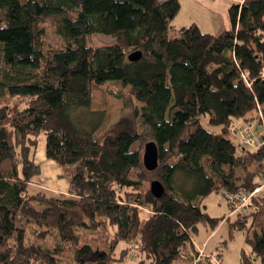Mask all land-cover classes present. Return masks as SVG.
<instances>
[{"label":"trees","instance_id":"16d2710c","mask_svg":"<svg viewBox=\"0 0 264 264\" xmlns=\"http://www.w3.org/2000/svg\"><path fill=\"white\" fill-rule=\"evenodd\" d=\"M179 11V0H0V264H67V253L74 264H119L131 249L117 255L120 241L134 240L138 264H214L194 236L220 220L200 200L264 182V145L230 139L236 120L264 118V0L234 3L218 35L176 28ZM48 28L64 49L46 42ZM94 34L114 43L93 46ZM108 82L130 87L139 108L96 137L92 85ZM42 134L66 195L28 191L42 174ZM144 141L158 146L152 172L135 145ZM151 175L160 198L145 187ZM250 205L230 225L246 232L240 264H264V191ZM108 230L104 249L85 237Z\"/></svg>","mask_w":264,"mask_h":264},{"label":"rangeland","instance_id":"374dc122","mask_svg":"<svg viewBox=\"0 0 264 264\" xmlns=\"http://www.w3.org/2000/svg\"><path fill=\"white\" fill-rule=\"evenodd\" d=\"M185 8V6H184ZM186 10V8H185ZM185 10L182 9L181 13L178 15L177 21H175L176 28H180V20L182 18L181 23H184V17H188L187 14H185ZM182 16V17H181ZM184 16V17H183ZM200 19V18H199ZM229 20V19H228ZM201 26L200 31L203 33H209L208 28H205L203 19L200 20ZM230 21V20H229ZM231 22V21H230ZM183 25V24H182ZM219 32L218 34H220ZM217 34V35H218ZM46 42L53 47H56L58 49H64L65 48V42L58 36H56L53 31L48 28V34L45 37ZM114 43V38L111 36H107L104 34H94L91 36V44L93 46H108ZM2 64V60L0 57V67ZM139 106L136 102V99L134 97V94L130 87H122L120 83L118 82H108L104 85H92V97H91V107L90 111L93 113H100L103 112V123L100 125L95 124L94 126H97V129L93 131L94 136L98 137L102 135L105 131L109 130L112 124L117 122L121 117H130L133 118L135 114V109H138ZM85 117V116H84ZM89 121V120H87ZM98 120L96 121V123ZM203 123L205 126L206 120H203ZM245 125V122L243 119H238L234 122L233 127L236 129H239ZM87 127V126H86ZM230 139L237 145L238 149L242 148V145L240 144V134L237 133L236 136H230ZM147 142L144 141L142 144L135 143L136 147L137 145L140 147L141 152L143 154L144 147ZM45 145H46V137L45 134H42L39 137V147L36 153V159H39V152L43 150L45 152ZM135 148V146H134ZM255 166L250 167V171L255 170ZM48 173V170L43 172V175L41 178L44 180V176ZM239 173H241L239 171ZM149 181L145 183L146 188H150V184L152 181L157 180L154 176H149ZM259 180L260 178L257 177ZM177 186L179 187V184H184V177L179 174L177 177ZM241 184V182H239ZM186 189H192V185L186 184ZM30 194H36L38 192L44 191L47 193L48 196L53 195L54 193H50V191L46 189H41L39 186L31 184L28 189ZM59 195L58 193H55ZM199 205L206 211L208 216L213 219H219L220 224L219 226L213 230L208 224H200L199 225V233L194 236V240L199 245L200 249L203 250L206 255H210V251H212V257L215 256V259L220 262V264H240L239 263V256L242 248H245L249 250V247H247L245 243L246 238V232L242 230L236 229L230 225L237 219V213L233 214L231 213L230 206L225 199L224 195L219 192H213L210 195L202 198L200 200ZM252 212V205L244 211V213L249 214ZM148 213L143 211L141 213V220L144 222L148 218ZM230 218V222H227L226 220ZM105 232H99L97 234H94L93 236L95 239H91L90 236H85L90 243H93L94 245L99 246L101 249L106 248L108 241L110 240L108 237L109 230ZM110 233H113L112 229L110 230ZM213 233V234H212ZM251 233V232H250ZM212 234V235H211ZM211 235V236H210ZM92 236V237H93ZM210 236L209 240L206 242L207 238ZM206 244H203L205 243ZM52 241H50V244ZM208 244V245H207ZM131 248V249H130ZM124 249H130L128 251L126 258L123 260V262L119 264H138L139 261H137V258L134 257V255L138 254L140 251L139 249V240H134L130 243H126L124 241H120L117 249V255L120 253V251ZM140 257L139 255L137 256ZM139 260V259H138ZM65 262L67 264H74L72 262V255L70 253H67L65 255ZM145 264H149V262L145 261ZM217 264V263H216ZM219 264V263H218ZM261 264V263H259Z\"/></svg>","mask_w":264,"mask_h":264},{"label":"crops","instance_id":"0c3cea01","mask_svg":"<svg viewBox=\"0 0 264 264\" xmlns=\"http://www.w3.org/2000/svg\"><path fill=\"white\" fill-rule=\"evenodd\" d=\"M159 1L163 2L166 0H159ZM179 1H180V11L178 15L181 13L182 9L185 10V8L186 10L184 11L185 12L184 16L186 14L188 16L189 14L188 17L183 16L184 23H181L183 22L181 18L180 28L189 27L191 25H196L200 29L201 22H202L200 20L203 19V22H204L203 24L205 28H208L207 32H209V34H215V35H217L219 32L222 33L231 28V22L229 21L230 20L229 9L234 3L242 2V0H179ZM178 15L174 19V22H173L174 26H175V21H177ZM255 117L256 115L249 116L248 117L249 121L255 122V120H253V118ZM244 122L246 123L247 121L245 120ZM39 155H40L39 159L38 160L36 159V162L40 164L42 168V174L32 184L39 186V188L41 189H46L50 191V193H54V194L58 193L60 195L68 194L69 184L66 180L61 179L59 177L60 170L58 166L54 162L46 158L45 152L43 150L39 152ZM46 170H48V173L44 176V180H43V178L41 177L43 175V172H45ZM248 207L249 205L246 207V209H248ZM246 209L244 211H246ZM250 232L251 233L249 234H252L253 231H250ZM210 236L207 238L206 242L209 240ZM194 242L197 248L201 250L195 240ZM206 242L203 244H206ZM211 252L212 251H210V255L209 254L206 255V253L204 252V255L212 256ZM239 259H240V256H239ZM212 260L214 264L216 263L220 264V262L215 259V256L212 257Z\"/></svg>","mask_w":264,"mask_h":264},{"label":"built area","instance_id":"2783aa9c","mask_svg":"<svg viewBox=\"0 0 264 264\" xmlns=\"http://www.w3.org/2000/svg\"><path fill=\"white\" fill-rule=\"evenodd\" d=\"M258 116V120L255 122H246L238 131L240 134V144L254 150H257L264 145V118L260 111L258 112ZM263 191L264 182L250 191L240 189L235 192H230L223 189L221 190V193L227 200L231 213L235 214L244 211L250 204L252 198L258 196ZM200 253L201 256L204 255L203 250H200Z\"/></svg>","mask_w":264,"mask_h":264},{"label":"water","instance_id":"95a60500","mask_svg":"<svg viewBox=\"0 0 264 264\" xmlns=\"http://www.w3.org/2000/svg\"><path fill=\"white\" fill-rule=\"evenodd\" d=\"M141 55V52H135L129 56V60L132 62L137 61L140 59ZM142 159L143 165L147 171L152 172L158 167L159 150L155 141H148L145 144ZM150 192L154 197L160 198L164 195L165 188L160 181L154 180L150 184Z\"/></svg>","mask_w":264,"mask_h":264}]
</instances>
